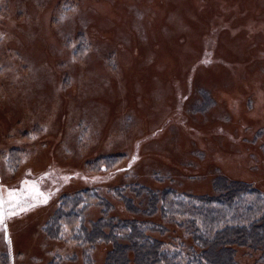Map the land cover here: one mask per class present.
Masks as SVG:
<instances>
[{
	"label": "rangeland",
	"instance_id": "rangeland-1",
	"mask_svg": "<svg viewBox=\"0 0 264 264\" xmlns=\"http://www.w3.org/2000/svg\"><path fill=\"white\" fill-rule=\"evenodd\" d=\"M256 90L264 0H0V197L26 201L0 223V264H105L114 243L74 238L107 215L163 223L149 189L264 191ZM236 247L240 264L262 253Z\"/></svg>",
	"mask_w": 264,
	"mask_h": 264
},
{
	"label": "trees",
	"instance_id": "trees-1",
	"mask_svg": "<svg viewBox=\"0 0 264 264\" xmlns=\"http://www.w3.org/2000/svg\"><path fill=\"white\" fill-rule=\"evenodd\" d=\"M148 194L144 212L151 217L158 213L163 223L107 215L90 231L81 229L84 237L74 241L92 245L101 240L114 243L105 264H128L131 251L137 264H240L236 246L261 251L256 264H264V191L229 183L210 195L178 192L174 188L149 189ZM124 200L133 212L142 213L132 198ZM107 205H111L109 201ZM170 223L177 227L170 229L176 234L172 240L163 241L148 234L150 230L166 233ZM73 256L68 263L77 262Z\"/></svg>",
	"mask_w": 264,
	"mask_h": 264
},
{
	"label": "bare ground",
	"instance_id": "bare-ground-1",
	"mask_svg": "<svg viewBox=\"0 0 264 264\" xmlns=\"http://www.w3.org/2000/svg\"><path fill=\"white\" fill-rule=\"evenodd\" d=\"M7 62H8V60H7ZM124 78H125V75H124ZM237 93L241 95V93H239V92H237ZM255 94H256V99H255L256 105L253 106V108L247 112V115H249V117L252 119L255 118L256 116H258L261 110L262 111L264 110V95H263V93L260 90H256ZM220 96H221V99L226 98V102H225L226 107L230 110V113L232 115H235L236 110L239 107V101L237 100L236 96L234 95V96H230L229 98H227L226 93H221ZM92 130L94 131L95 129L92 128ZM220 158H221L220 156L215 157V159L219 160L222 164L223 163L228 164L227 162L222 161ZM230 163H235V162L232 161Z\"/></svg>",
	"mask_w": 264,
	"mask_h": 264
},
{
	"label": "flooded vegetation",
	"instance_id": "flooded-vegetation-1",
	"mask_svg": "<svg viewBox=\"0 0 264 264\" xmlns=\"http://www.w3.org/2000/svg\"><path fill=\"white\" fill-rule=\"evenodd\" d=\"M0 198H2V201H3V203H2V209H0V211H2L3 220H4V218H5L6 216L9 215V213H10L12 210L15 209V205L10 204V201L19 202V203H21V205H23V204L26 205V201H24V200H19L18 195H15L13 198H10V197H8V198H4V196H3V197H0ZM22 203H23V204H22Z\"/></svg>",
	"mask_w": 264,
	"mask_h": 264
},
{
	"label": "snow or ice",
	"instance_id": "snow-or-ice-1",
	"mask_svg": "<svg viewBox=\"0 0 264 264\" xmlns=\"http://www.w3.org/2000/svg\"><path fill=\"white\" fill-rule=\"evenodd\" d=\"M135 159L136 158L134 157L133 158V162L135 161ZM8 195H9L10 198H13L15 196V193L14 192H9ZM46 202H47V198L45 197L44 200H43V203H46ZM2 203H3L2 198H0V209H2ZM35 206H36L35 204H30L29 205L30 208L31 207H35ZM20 210L21 211H27L28 209L21 208ZM14 214H16V213H14V212L13 213H10V215H14ZM2 222H3V215H2V211H0V223H2Z\"/></svg>",
	"mask_w": 264,
	"mask_h": 264
},
{
	"label": "water",
	"instance_id": "water-1",
	"mask_svg": "<svg viewBox=\"0 0 264 264\" xmlns=\"http://www.w3.org/2000/svg\"><path fill=\"white\" fill-rule=\"evenodd\" d=\"M6 237H7V234H6Z\"/></svg>",
	"mask_w": 264,
	"mask_h": 264
}]
</instances>
